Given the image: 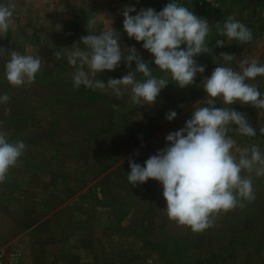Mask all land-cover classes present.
<instances>
[{
	"label": "rangeland",
	"instance_id": "374dc122",
	"mask_svg": "<svg viewBox=\"0 0 264 264\" xmlns=\"http://www.w3.org/2000/svg\"><path fill=\"white\" fill-rule=\"evenodd\" d=\"M15 6L14 23L0 36V94L10 97L0 104V122L12 141L22 140L25 151L19 163L0 183V264H264V176H251L255 199L244 207L221 212L202 232L169 219L162 184L152 178L129 184V160L144 164L168 143L170 132L185 126L195 106L225 107L211 98L202 81L220 64L239 71L247 58L264 63V0H214L199 5L181 0L197 16L209 21L206 53L195 57L205 66L193 84L179 87L169 78L153 104L136 105L130 86L117 97L104 88L73 87L76 69L67 62L73 46H84L90 31L113 27L122 49L135 47L152 67L165 76L142 48L128 37L123 12L128 6L160 11L169 0H5ZM135 15L136 13H130ZM245 23L253 33L248 43L228 41L216 46L228 17ZM59 26V27H57ZM98 34V33H97ZM183 47V45L181 46ZM260 57H253L261 49ZM11 51L41 57L42 70L33 83L16 87L3 76ZM233 55L225 60L221 55ZM263 55V56H262ZM123 60L115 70L94 79L121 78L135 69ZM136 79L143 80L136 72ZM258 84L264 77L248 81ZM256 136L229 135L237 148L257 145L264 152V109L236 102ZM175 110L169 121L166 114ZM264 167V165H259Z\"/></svg>",
	"mask_w": 264,
	"mask_h": 264
},
{
	"label": "clouds",
	"instance_id": "9594fccd",
	"mask_svg": "<svg viewBox=\"0 0 264 264\" xmlns=\"http://www.w3.org/2000/svg\"><path fill=\"white\" fill-rule=\"evenodd\" d=\"M73 2L79 5L81 0ZM123 16V29L128 37L143 42L142 48L153 55L155 66L165 76H154L152 67L134 46L122 49L120 34L112 26L107 30L90 31L96 24L95 18H90L88 34L80 37L84 47L73 46L74 50L67 57V62L76 69L73 87L104 88L106 84L120 97L122 86H130L132 103L153 104L169 83L166 77L183 88L194 83L198 72L205 71V66L197 64L195 57L207 52L209 21L197 16L181 0H169L160 11L149 7L137 12L134 5L128 6ZM14 17L15 6L0 0V36L9 31ZM220 34L227 39H217L218 47L228 41L243 44L253 40L252 30L232 16L224 21ZM8 51L0 47V55ZM221 55L225 60L233 58L228 53ZM122 60L128 66L135 61V69L121 78H109L107 82L94 79L98 73L115 70ZM42 65L41 57L11 51L3 76L16 87L31 84ZM239 68L237 71L220 64L202 81L208 96L220 98L225 107L195 106L185 126L167 134L165 139L170 143L164 148L143 165L129 160V184L138 186L149 178L159 181L169 219L190 227L193 232L205 231L212 226L217 214L244 207V201L255 199L252 178L242 175L244 171L264 176V167L259 166L264 165V152L257 145L239 150L237 140L229 135L233 126L241 135H257L245 115L230 106L239 102L264 109V93L256 84L248 82L264 77V63L244 58ZM136 72L142 73L145 79L137 80ZM9 99L7 93L0 94V104ZM176 116L177 112L172 110L166 114V119L171 121ZM260 133L264 134V128ZM9 136L0 122V183L19 163L26 148L22 140L12 141Z\"/></svg>",
	"mask_w": 264,
	"mask_h": 264
},
{
	"label": "crops",
	"instance_id": "0c3cea01",
	"mask_svg": "<svg viewBox=\"0 0 264 264\" xmlns=\"http://www.w3.org/2000/svg\"><path fill=\"white\" fill-rule=\"evenodd\" d=\"M261 51H262V48L261 49H256L255 50V53H254V55H252L253 57H260V53H261ZM260 54V55H259ZM263 56V55H262ZM261 88L263 87L264 88V82H260L259 84H258Z\"/></svg>",
	"mask_w": 264,
	"mask_h": 264
},
{
	"label": "built area",
	"instance_id": "2783aa9c",
	"mask_svg": "<svg viewBox=\"0 0 264 264\" xmlns=\"http://www.w3.org/2000/svg\"><path fill=\"white\" fill-rule=\"evenodd\" d=\"M199 5H204V4H207V3H213L214 0H197Z\"/></svg>",
	"mask_w": 264,
	"mask_h": 264
}]
</instances>
